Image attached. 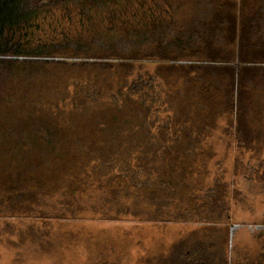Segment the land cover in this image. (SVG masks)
Segmentation results:
<instances>
[{
  "label": "trees",
  "instance_id": "obj_1",
  "mask_svg": "<svg viewBox=\"0 0 264 264\" xmlns=\"http://www.w3.org/2000/svg\"><path fill=\"white\" fill-rule=\"evenodd\" d=\"M185 1L181 20L157 3L150 23L33 43L45 14L81 7L92 23L115 0H0V190L61 202L101 190L105 221L210 230L178 233L157 264H231L233 200L206 182V144L224 118L240 142L264 137V0Z\"/></svg>",
  "mask_w": 264,
  "mask_h": 264
},
{
  "label": "rangeland",
  "instance_id": "obj_2",
  "mask_svg": "<svg viewBox=\"0 0 264 264\" xmlns=\"http://www.w3.org/2000/svg\"><path fill=\"white\" fill-rule=\"evenodd\" d=\"M184 1L115 0L101 5L102 16L100 10L92 12V23L81 15L89 16L81 7L59 8L44 15L30 39L50 43L87 36L91 28L119 29L124 22L132 26L150 23L157 3L165 7L164 16L178 17L174 11ZM255 1L249 3L254 6ZM183 6L186 12L192 7L190 3ZM231 122V118L219 120L206 144L210 151L206 182L220 179L228 185L233 200L232 224L238 225L229 231V244L227 238L221 239V247L231 264H264V137L258 148L251 146L250 139L240 142ZM103 197L97 190L90 199L83 196L79 201L61 202L56 197L30 193L24 200L10 198L0 190V264H157L180 238L178 233L210 234L209 229L195 224L151 223L135 229L131 218L105 221L111 205ZM124 234L129 238L124 240Z\"/></svg>",
  "mask_w": 264,
  "mask_h": 264
},
{
  "label": "water",
  "instance_id": "obj_3",
  "mask_svg": "<svg viewBox=\"0 0 264 264\" xmlns=\"http://www.w3.org/2000/svg\"><path fill=\"white\" fill-rule=\"evenodd\" d=\"M237 226H238V225H235V224L232 225V226H231V232H232V231L235 229V227H237Z\"/></svg>",
  "mask_w": 264,
  "mask_h": 264
}]
</instances>
